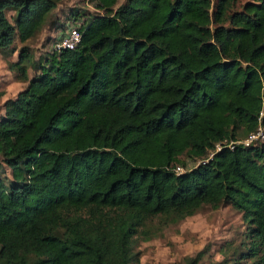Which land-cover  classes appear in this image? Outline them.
<instances>
[{
    "label": "trees",
    "instance_id": "1",
    "mask_svg": "<svg viewBox=\"0 0 264 264\" xmlns=\"http://www.w3.org/2000/svg\"><path fill=\"white\" fill-rule=\"evenodd\" d=\"M235 1L91 0L93 13L69 9L75 47L52 46L28 76L13 43L56 2L0 0V54L25 83L0 116V264L135 263L149 219L220 203L247 225L231 264H264V141L214 151L264 108V0Z\"/></svg>",
    "mask_w": 264,
    "mask_h": 264
},
{
    "label": "rangeland",
    "instance_id": "2",
    "mask_svg": "<svg viewBox=\"0 0 264 264\" xmlns=\"http://www.w3.org/2000/svg\"><path fill=\"white\" fill-rule=\"evenodd\" d=\"M89 1L55 0V7L40 30L23 44L13 43L15 52L9 59L14 61L19 47L26 45L30 60L26 63L27 75L31 76L33 69L29 64L42 61L67 25L76 26L77 22L67 18L69 9H81L88 14L95 12ZM246 1L250 0H236L231 10L240 9ZM124 2L117 0L116 6ZM6 15L12 18L14 13L8 10ZM24 86V82L15 79L0 54V91L3 92L0 116L3 102L13 98ZM262 112L264 114V108ZM8 179L10 170L0 161V180L7 184ZM144 230L146 234L140 233L133 239L132 252L137 254L138 261L130 264H187V260L199 251L202 254L196 264H231L249 245L247 225L241 213L225 203L217 207L202 205L194 214L167 225L161 218L153 217L147 221Z\"/></svg>",
    "mask_w": 264,
    "mask_h": 264
},
{
    "label": "built area",
    "instance_id": "3",
    "mask_svg": "<svg viewBox=\"0 0 264 264\" xmlns=\"http://www.w3.org/2000/svg\"><path fill=\"white\" fill-rule=\"evenodd\" d=\"M80 39V32L77 29V26H71L67 25L65 29L62 31L58 39L54 42L53 48L54 50L60 51L62 49H73L75 45L78 43ZM263 115V112L261 111L259 113L258 117V126L253 132L248 133L242 140H235V141H228L226 144L216 143L214 147V151H218L222 146H228L229 148H232L234 144L241 143L243 145H251L256 142H262L264 141V125L260 123V117ZM212 151L208 152L207 157L204 159H198L190 164H188L187 168L189 169L192 166L197 165L198 163H203L207 159H209L212 156ZM174 171L176 173H180L184 171V168H182L179 165H176L174 167Z\"/></svg>",
    "mask_w": 264,
    "mask_h": 264
}]
</instances>
